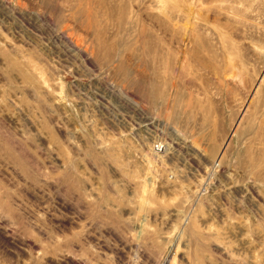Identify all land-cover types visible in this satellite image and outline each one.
I'll list each match as a JSON object with an SVG mask.
<instances>
[{
  "label": "rangeland",
  "instance_id": "374dc122",
  "mask_svg": "<svg viewBox=\"0 0 264 264\" xmlns=\"http://www.w3.org/2000/svg\"><path fill=\"white\" fill-rule=\"evenodd\" d=\"M0 264H264V0H0Z\"/></svg>",
  "mask_w": 264,
  "mask_h": 264
},
{
  "label": "built area",
  "instance_id": "2783aa9c",
  "mask_svg": "<svg viewBox=\"0 0 264 264\" xmlns=\"http://www.w3.org/2000/svg\"><path fill=\"white\" fill-rule=\"evenodd\" d=\"M159 144H161V145H159ZM155 149L157 150V151H161V149L163 148V146H162V143H157V144H155Z\"/></svg>",
  "mask_w": 264,
  "mask_h": 264
},
{
  "label": "bare ground",
  "instance_id": "6f19581e",
  "mask_svg": "<svg viewBox=\"0 0 264 264\" xmlns=\"http://www.w3.org/2000/svg\"><path fill=\"white\" fill-rule=\"evenodd\" d=\"M159 145H161V144H159ZM156 147H155V145H154V148H153V150L155 149ZM156 150V149H155ZM157 151V150H156Z\"/></svg>",
  "mask_w": 264,
  "mask_h": 264
}]
</instances>
